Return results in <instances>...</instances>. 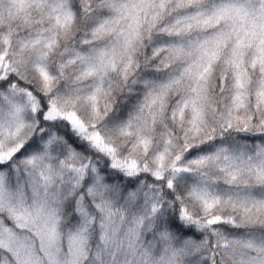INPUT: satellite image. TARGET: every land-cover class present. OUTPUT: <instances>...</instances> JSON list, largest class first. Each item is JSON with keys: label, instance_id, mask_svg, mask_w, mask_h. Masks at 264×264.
<instances>
[{"label": "snow or ice", "instance_id": "snow-or-ice-1", "mask_svg": "<svg viewBox=\"0 0 264 264\" xmlns=\"http://www.w3.org/2000/svg\"><path fill=\"white\" fill-rule=\"evenodd\" d=\"M0 264H264V0H0Z\"/></svg>", "mask_w": 264, "mask_h": 264}]
</instances>
